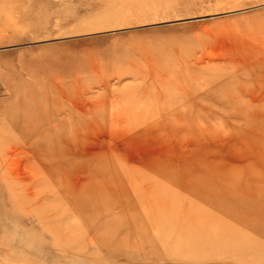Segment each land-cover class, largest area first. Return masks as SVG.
<instances>
[{"label":"rangeland","instance_id":"374dc122","mask_svg":"<svg viewBox=\"0 0 264 264\" xmlns=\"http://www.w3.org/2000/svg\"><path fill=\"white\" fill-rule=\"evenodd\" d=\"M261 48L264 0H0V264H264Z\"/></svg>","mask_w":264,"mask_h":264},{"label":"bare ground","instance_id":"6f19581e","mask_svg":"<svg viewBox=\"0 0 264 264\" xmlns=\"http://www.w3.org/2000/svg\"><path fill=\"white\" fill-rule=\"evenodd\" d=\"M206 34H210L209 31L206 32ZM210 35H213V34H210ZM215 37L210 36V38L205 42V44H203V46H201V48L199 49V53L195 54V56L192 58V62L195 65H198V66L200 65V67H201V66L208 65L209 63L222 62V63H225V65H226L223 70H225V68H227L226 72L228 73L231 70H236V69L243 71L245 68L252 66V63L258 62V61H256L257 59H255L256 58L255 56H257V54H260V51L259 52H257V50L254 51V49L249 47V45H248V47H246V46H240V44H233V43L228 44L227 42H225L226 40L225 41L217 40L218 37L217 38H215ZM251 49H252V51H251ZM255 49H257V47ZM261 49H262L261 50V53H262L264 49L263 48H261ZM260 56H261V54H260ZM262 59H263V57H262ZM228 69H229V71H228ZM82 99H84V98H82ZM263 104H264V102H263ZM83 106H85V105L83 104ZM76 108L77 107H75V110H76ZM69 110H71V109H69ZM69 113L70 112L68 111V114Z\"/></svg>","mask_w":264,"mask_h":264}]
</instances>
